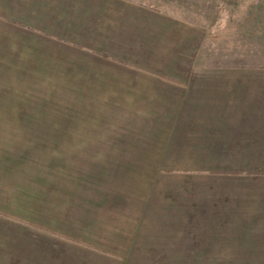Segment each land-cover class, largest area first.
I'll return each mask as SVG.
<instances>
[{"label":"crops","instance_id":"0c3cea01","mask_svg":"<svg viewBox=\"0 0 264 264\" xmlns=\"http://www.w3.org/2000/svg\"><path fill=\"white\" fill-rule=\"evenodd\" d=\"M155 15L123 0H0V59L16 74L50 76L64 92L140 91L134 101L157 124L155 143L134 136L122 148V136L92 132L95 147L62 137V154L89 171L183 172L94 178L85 186L106 201L92 226L61 227L60 242L43 227L1 228L0 264H264L262 65L215 63L205 51L200 63L196 26L151 27ZM170 151L169 168L145 161Z\"/></svg>","mask_w":264,"mask_h":264},{"label":"rangeland","instance_id":"374dc122","mask_svg":"<svg viewBox=\"0 0 264 264\" xmlns=\"http://www.w3.org/2000/svg\"><path fill=\"white\" fill-rule=\"evenodd\" d=\"M123 1L141 4L156 12L155 23L149 24L151 27H159L162 18L171 22L178 20L186 26L195 25L196 57L200 63L206 61L205 51V57L206 54L208 58L214 56L215 63L227 60L262 65L264 73V0ZM13 67L17 65L12 60L0 59V213L4 215L0 218V229L43 227L57 233L54 241L60 242L61 227L92 226V219L98 220L102 215L100 204L106 200L96 198L94 191L103 189L97 185L85 186L95 183L91 180L176 177L183 173L139 168L84 170L76 156L62 154V137L69 146L84 142L89 148L95 145L87 144L90 140L84 136L92 132L122 136L119 139L122 148L135 145L127 141L132 142L134 136H147L150 142H156L157 124L149 121L153 118L150 108L134 101L141 92H64L53 89L56 86L48 81L50 76L16 74L20 69ZM44 87L46 90L40 89ZM17 92L20 100L13 102L12 94L16 96ZM127 93H131L133 100H125ZM93 94L97 99L88 100ZM168 94L172 96V91ZM103 156L108 163L113 158L98 157ZM116 157L127 158L129 163L138 161L135 155ZM173 157L170 151L159 158L153 154L145 161L150 165L153 161L163 162L169 168ZM178 158L180 162L189 160L188 156L178 155ZM77 190H80L78 197Z\"/></svg>","mask_w":264,"mask_h":264}]
</instances>
